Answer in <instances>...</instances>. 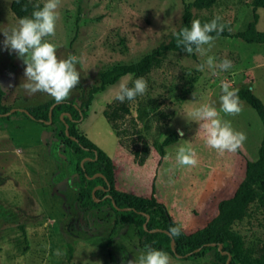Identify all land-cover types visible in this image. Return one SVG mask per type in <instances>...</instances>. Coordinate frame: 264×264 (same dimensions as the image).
Segmentation results:
<instances>
[{"label":"rangeland","instance_id":"374dc122","mask_svg":"<svg viewBox=\"0 0 264 264\" xmlns=\"http://www.w3.org/2000/svg\"><path fill=\"white\" fill-rule=\"evenodd\" d=\"M12 1L0 0V29L17 24L18 19L10 11ZM29 1L43 4V0ZM192 1L59 0L55 34L46 39L56 45L59 59H67L70 53L76 57L80 75L79 83L63 101L80 104L99 71L116 63L135 62L165 45L180 25L184 3ZM192 12L194 20L202 25L218 16L219 23L230 25L231 32L237 33L251 21V0H217V5L209 10ZM257 13L256 29L264 31V9ZM3 39L0 34L1 104L10 110H24L53 100L47 93L30 94L24 88L25 66L14 52L3 47ZM202 47L200 52L168 54L158 67L143 76L148 85L146 92L121 103L115 99L119 84L131 87L135 80L130 75L123 77L94 95L87 117L76 125L80 134L112 155L118 138L102 112L109 104L122 105L129 113L115 123L119 137L131 150L140 148L141 142L147 143L153 151L152 158L157 156L152 142H160L176 131L179 143L166 148L156 190L159 197L169 198L175 186V197L192 218L187 231L209 222L216 203L233 194L243 178L245 160L257 157L263 135L262 123L251 107L241 101L238 113L226 114L220 111L219 97L223 82L230 90L250 88L264 104V44L215 38L211 48ZM208 56L215 58L212 67L206 64ZM224 59L232 62L228 70L219 67ZM201 63L205 65L203 71L197 69ZM203 104L215 107L221 119L245 134L240 146L244 156L213 149L206 143V122L191 115ZM58 131V127H43L17 115L0 120V264H66L68 243L73 247L70 264H111L107 237L113 213L108 205L85 215L77 211L74 160L62 146ZM180 147L193 150L196 165L178 163ZM190 185L195 195L211 194L202 203L207 217L201 215L202 211L197 212L192 197L184 199L183 192ZM231 230L241 240L246 262L261 259L264 198L251 203ZM110 250L117 264H128L143 252L131 226L118 230ZM169 258L170 264H216L213 251L195 261Z\"/></svg>","mask_w":264,"mask_h":264},{"label":"trees","instance_id":"16d2710c","mask_svg":"<svg viewBox=\"0 0 264 264\" xmlns=\"http://www.w3.org/2000/svg\"><path fill=\"white\" fill-rule=\"evenodd\" d=\"M37 4L43 6L37 1L14 0L10 4V11L19 19L30 16ZM216 5L217 0H193L190 3H184L181 22L175 32H179L183 27H191V22L194 20L192 10L197 12L209 10ZM258 9H264V0H251V21L242 31L232 33L231 26L223 24L222 31L213 32L210 35L214 39L237 38L247 44H264V31L256 29L259 19ZM193 48L195 51V46ZM172 53H187L182 45H178L177 37L174 35L165 45L155 48L135 62L116 63L99 71L95 83L86 93V99L78 105L72 101L57 102L53 99L44 104L26 108L28 114L13 112L11 116L17 115L43 127L47 125L58 127L61 144L74 160V174L77 180L75 197L77 211L85 215L108 205L113 213L112 228L107 237L109 248L107 253L111 264H117L113 252L110 250L112 240L118 230L126 226L132 227L138 246L143 251L150 246L163 250L170 257L180 261H195L204 258L213 251L216 264H226L227 258H229L228 264H264V256L253 263L245 261L241 240L231 230L233 223L242 219L251 203L258 198H264V104L250 88H242L238 90L237 94L239 102L243 101L251 107L263 126L257 157L253 160H245L242 180L230 197L218 202L217 214L214 218L194 230L187 231L181 228V234L175 238L170 236L168 229L178 224L173 220L166 206L154 197V187L149 198L117 191L114 187V163L76 128V125L87 117L94 95L103 93L125 76L130 75L134 79L143 77L158 67L161 61ZM2 97L3 92L0 89V120H9L11 116H3L10 111V108L1 104ZM128 113L129 110L122 105L109 104L103 110L102 115L115 132L118 143L133 156L136 165L142 166L149 155V145L141 142L140 148L131 150L123 144L116 130V121ZM137 137L140 139L138 135ZM178 141V133L174 131L165 136L162 141L152 142V148L159 156V164L165 157L166 148ZM235 152L244 156L241 148ZM20 229L22 237L25 239L24 228ZM72 254L73 247L68 243L65 249L66 264H70Z\"/></svg>","mask_w":264,"mask_h":264},{"label":"clouds","instance_id":"9594fccd","mask_svg":"<svg viewBox=\"0 0 264 264\" xmlns=\"http://www.w3.org/2000/svg\"><path fill=\"white\" fill-rule=\"evenodd\" d=\"M59 0H43V6L36 5L30 16L21 17L17 24L10 29H0L3 35V47L14 52L24 64V88L30 93H47L57 102L68 97L70 91L79 83L80 75L77 71V59L71 53L67 59H59L56 45L47 37L55 34L57 19L56 9ZM220 17L213 18L203 25L197 20L191 22V27H183L179 32H173L177 37L178 45H182L184 51L192 53L203 50L204 45L211 48L214 37L210 33L222 31L224 25L219 23ZM215 63L213 56H208L206 64L212 67ZM232 66L231 60L224 59L219 63L221 70H228ZM204 63L197 65V69L204 70ZM147 82L143 77L136 78L129 87L125 83L118 86L115 99L123 103L125 100L132 101L137 96L143 95L147 90ZM220 111L226 114L238 113L239 106L238 90L229 89L226 83L221 85ZM191 115L203 120L206 130V143L213 149L220 151L235 152L246 136L242 132L235 131L230 121L220 118L215 107L203 104L196 108ZM177 161L180 165L194 166L197 163L194 152L191 149L180 147L177 152ZM173 238L181 234V226H171L168 229ZM128 264H170L169 255L160 249L147 247L139 257Z\"/></svg>","mask_w":264,"mask_h":264},{"label":"crops","instance_id":"0c3cea01","mask_svg":"<svg viewBox=\"0 0 264 264\" xmlns=\"http://www.w3.org/2000/svg\"><path fill=\"white\" fill-rule=\"evenodd\" d=\"M177 143H179V141ZM172 146H169V147H172ZM106 155L112 160V162L115 165L114 187L117 191L122 192V193L136 195V196L143 197V198H149L150 195L152 194V188L154 187V197L157 199V201L163 203L166 206L173 220L179 226H181V228H183L184 230H187L185 228L190 227V225L188 224L189 222L192 221V218L189 215L188 210L185 212V210L181 208L183 204L179 201L177 197H175L176 195L174 193L175 186L174 185L172 186L173 192L170 193L169 198L159 197V195L157 194L156 183L158 179V171L162 167V165L165 163L167 151H166L165 157L161 160L159 164L158 154L157 156H154L152 158L153 151L150 150L149 155L142 166L136 165L133 161V156L125 148H123L119 143L112 150V155H109V154H106ZM150 161H152V163H150ZM172 179H174V177H172ZM158 182H161V181H158ZM191 187L192 185H190L189 187L190 189L183 192L184 199L189 198L190 200L192 197L193 206L197 207V212L202 211V213L204 214H201V215L202 216L205 215L207 217V212L205 211V209L202 210L203 209L202 203L203 202L205 203L206 202L205 200L208 199V197L211 194L206 193V194H201V196L195 195L196 193L193 192L194 190ZM220 201L221 200H219L218 202ZM218 202L216 203V207L214 209V212L212 213L213 214L212 218H214L217 214Z\"/></svg>","mask_w":264,"mask_h":264},{"label":"water","instance_id":"95a60500","mask_svg":"<svg viewBox=\"0 0 264 264\" xmlns=\"http://www.w3.org/2000/svg\"><path fill=\"white\" fill-rule=\"evenodd\" d=\"M51 109H52V107L50 108V111H51ZM13 111H21V112H24V113H26V114H28L27 113V111L24 109V110H18V109H14V110H10L9 112H7V113H5L3 116H8L11 112H13ZM98 201V200H97ZM122 210H128V209H122ZM147 219H148V217H147ZM171 247H172V244H171ZM229 263V258H227V260H226V264H228Z\"/></svg>","mask_w":264,"mask_h":264}]
</instances>
